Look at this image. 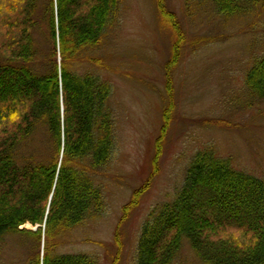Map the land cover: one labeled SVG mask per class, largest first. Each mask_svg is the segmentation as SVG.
Returning <instances> with one entry per match:
<instances>
[{
  "label": "trees",
  "instance_id": "1",
  "mask_svg": "<svg viewBox=\"0 0 264 264\" xmlns=\"http://www.w3.org/2000/svg\"><path fill=\"white\" fill-rule=\"evenodd\" d=\"M208 1L225 17L264 9V0ZM158 3L178 31L174 64L186 34L166 0ZM43 4L0 0V241L13 233L35 238L39 251L26 264H100L95 255L61 248L76 230L97 224L108 212L105 172L116 145L113 85L100 71L81 73L79 64L107 38L119 0ZM42 5L50 49L47 69L38 72L32 63ZM245 84L264 102V53L248 68ZM171 104L165 127L175 109ZM38 124L47 127L55 156L50 163L21 164L19 147ZM162 151L163 140L157 153ZM27 224L39 228H22ZM185 242L203 264H264V179L238 170L211 148L199 150L174 198L156 206L143 223L137 264H173Z\"/></svg>",
  "mask_w": 264,
  "mask_h": 264
},
{
  "label": "rangeland",
  "instance_id": "2",
  "mask_svg": "<svg viewBox=\"0 0 264 264\" xmlns=\"http://www.w3.org/2000/svg\"><path fill=\"white\" fill-rule=\"evenodd\" d=\"M158 2L119 0L107 38L79 64L81 73L100 71L113 85L116 145L105 172L107 214L76 230L61 251L92 254L100 264H137L143 223L156 206L174 198L199 150L211 148L238 170L264 179V102L245 84L248 68L264 53V9L225 17L208 0H166L186 34L173 64L178 31ZM43 5L36 17L40 26L32 63L38 72L47 69L50 49ZM91 57L108 66L101 69ZM171 103L175 109L165 127ZM162 140L163 151L157 153ZM18 153L21 164L50 163L55 149L47 127L38 124ZM37 244L27 235H5L0 264H26L39 251ZM173 264L203 263L185 242Z\"/></svg>",
  "mask_w": 264,
  "mask_h": 264
},
{
  "label": "water",
  "instance_id": "3",
  "mask_svg": "<svg viewBox=\"0 0 264 264\" xmlns=\"http://www.w3.org/2000/svg\"><path fill=\"white\" fill-rule=\"evenodd\" d=\"M35 230H37V229H35Z\"/></svg>",
  "mask_w": 264,
  "mask_h": 264
}]
</instances>
